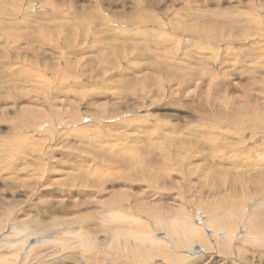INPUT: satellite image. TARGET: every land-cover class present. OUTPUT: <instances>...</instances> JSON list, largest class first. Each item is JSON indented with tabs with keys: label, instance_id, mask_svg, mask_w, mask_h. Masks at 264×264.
<instances>
[{
	"label": "rangeland",
	"instance_id": "374dc122",
	"mask_svg": "<svg viewBox=\"0 0 264 264\" xmlns=\"http://www.w3.org/2000/svg\"><path fill=\"white\" fill-rule=\"evenodd\" d=\"M263 197L264 0H0V232H36L7 263L170 264L106 247L104 203L263 234ZM200 232L188 264H264Z\"/></svg>",
	"mask_w": 264,
	"mask_h": 264
},
{
	"label": "bare ground",
	"instance_id": "6f19581e",
	"mask_svg": "<svg viewBox=\"0 0 264 264\" xmlns=\"http://www.w3.org/2000/svg\"><path fill=\"white\" fill-rule=\"evenodd\" d=\"M223 173L225 172L223 171ZM230 200L231 199H229V201ZM123 203V201L115 202L109 199L104 203V207L102 206L103 209L97 216V220H99L98 223L99 225H101V232H109L107 233V235H105L107 236L106 239H109L106 240V247L116 246L122 249L128 247L136 254L134 255L140 260L142 258L146 259V257L151 258L154 255H163L166 257L163 260L167 259L170 264H179L180 262L188 264L186 260L188 259V257L193 254L198 255L200 253H206L210 248L209 246H207L208 244L206 245V243H204L205 241H203L204 238L201 235V229L204 232L205 230H207V232H209L208 236H212V238H214L213 242L215 244V248L216 245H218L217 248L226 249L233 239L249 242L258 240L264 241L263 232V234L254 233L247 226L248 221H250L249 213H247V211L236 212L238 210H235V205L229 206L227 208L228 210H224V212L222 213H211L205 217L202 216L201 220H197L193 223H187V221L185 220L186 217H184L183 215L177 217L165 216L162 212H156L155 210H157V208L153 209L152 211L144 210L146 212L145 217L147 219L149 216L152 218L151 225H153L154 227L161 226L164 229L163 235L159 236V234H156V232L153 233L152 231H150V228H147L146 225H144V220L142 218L143 215L132 212L130 208H125L123 210V208H121L123 207ZM117 205H120L119 208H117ZM262 205H264V197L257 199L255 204L251 206V213L253 212L252 207ZM217 217H222L227 220L236 218L239 222L236 226L232 227L235 222L229 221L227 222V228L218 231V224H216L214 221ZM214 227H217V229H215ZM63 228L64 229H61L63 233L74 234L76 237H80L76 238L79 240L80 246L89 247L90 245H93L91 237H84L83 235L81 236L78 231H72V229H70L69 227ZM29 230L30 228L26 225L20 226L18 224L17 226L16 224L12 223L9 231L3 230L4 232H0V251L6 249L15 252L22 248L30 249V241L27 237H29L30 235L34 236V233L36 232H32ZM22 234L23 236L26 235V237H23ZM42 240L43 239L38 238L36 241ZM196 240L198 242L194 243ZM5 257L6 256H3V254H0V263L6 262ZM6 264L10 263L6 262Z\"/></svg>",
	"mask_w": 264,
	"mask_h": 264
}]
</instances>
